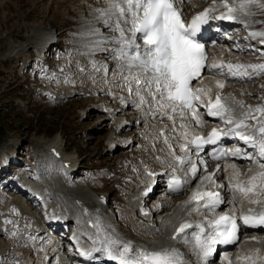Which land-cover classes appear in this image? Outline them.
<instances>
[{
  "label": "snow or ice",
  "instance_id": "6c2138e0",
  "mask_svg": "<svg viewBox=\"0 0 264 264\" xmlns=\"http://www.w3.org/2000/svg\"><path fill=\"white\" fill-rule=\"evenodd\" d=\"M256 2L257 0H232L230 4L229 0H221L220 6L227 9V12L219 19L234 20L235 11H244ZM215 7L214 2L210 8L194 16L189 24H185L182 11L175 0H108V6L97 11L108 17L104 20L105 26L118 35L95 41L93 48L107 52L108 59L117 61L112 79L119 78L121 83L113 86L134 95L137 99L132 103L137 108L147 105L150 111L154 110L153 115L158 113L160 118L172 121L167 131L176 135L167 136L162 129L159 136L163 137V143L167 145L173 163L180 167L185 178L181 181L179 176L174 175L170 187L175 191L193 180L198 181L188 203L195 202L191 211L203 208L206 212L203 223L195 225L189 221L180 223L171 239L177 243L191 244V252L197 257V264L201 261L203 264H209L210 257L216 251V245L236 242L240 228L238 219L244 226L264 227V211L252 214V209L249 208L246 214L242 212L239 217L228 213L215 214L216 209L225 201L219 191L211 189L223 188L225 185L216 182L214 179L216 172H208L207 161L199 157V152L204 150L205 145L216 144L221 137L235 136L245 144L257 148L258 156L264 159V106L253 108L244 105L242 101H235L241 111L234 118L233 109L227 98H222L217 93L213 101L210 96L211 88L192 86V81L200 76L207 59L204 45L197 42L195 37L201 25L208 22L209 13ZM251 35L264 37V32H254ZM138 40L142 43H138ZM106 43H112L114 47L102 48L101 45ZM92 65L97 72L108 76L109 67L106 63L92 61ZM211 67L217 68L219 65L213 63ZM227 68L233 76L247 74L238 71L244 68L243 65L228 64ZM255 68L264 71V65H257ZM216 86L223 89L224 84L217 80ZM203 97L208 99L204 101ZM120 99L123 101V97ZM202 105L207 107L208 116L221 117L225 125L233 127L227 131L213 128L207 135L192 133L190 125L185 121L191 119L197 126H203L206 122L199 111ZM257 113L261 115L258 116ZM177 120L180 121L179 124ZM250 121L255 123L252 124ZM178 129L182 131L178 132ZM170 139L185 141L177 145L179 151L184 153L183 156L175 154L173 145L169 143ZM193 150L196 159L189 154ZM240 154L239 148L220 150L218 154L212 153V159L219 160L224 156ZM244 155L248 156V153L245 152ZM248 158L252 159L250 156ZM198 165H203L202 170L207 173L206 175H197L201 171ZM259 169L246 183L229 181L234 199L238 194L247 199L249 204L260 203L258 199L251 198L253 195L264 194V163H259ZM172 171L175 173L177 167H172ZM216 171H220L219 164ZM209 213L213 214L214 218H209ZM193 228L191 233L186 232V229ZM94 251L102 253L108 261H116L118 264H189L184 259V253L176 247L150 251L134 247L131 242L110 237L104 240L101 248ZM84 254L91 255L88 252ZM240 259L237 257L238 262ZM228 264L232 262L229 260Z\"/></svg>",
  "mask_w": 264,
  "mask_h": 264
},
{
  "label": "bare ground",
  "instance_id": "6f19581e",
  "mask_svg": "<svg viewBox=\"0 0 264 264\" xmlns=\"http://www.w3.org/2000/svg\"><path fill=\"white\" fill-rule=\"evenodd\" d=\"M80 6H85L87 8L88 16L85 12V9H81L77 12L79 14V17L85 18L86 21H91V19L89 18H93V20L97 19L100 23L99 26H96L95 23L94 25L90 24V26L88 27L85 26L83 29H81L80 32L76 33V35L73 36L72 40L83 50L82 60H84V62H79V67L84 66V70L86 71V73L83 75L85 77L82 81V85L85 88L84 94H101L107 97L101 99L99 106L95 108L93 107V110L100 112L101 114L100 123L109 122L110 120L112 121L113 127L112 129L109 128L106 140L109 147V150L107 152L110 156H112L111 154H113V152L123 150L125 148V145L129 143V137L122 139L118 138L120 133H128L129 131L127 130L133 127L139 129L138 134L141 137L140 144L138 145V149L140 150V157L137 161V166L135 167V169H143L144 174L147 170L152 171L154 174H156L155 180H159L160 182H162V184L165 183L163 187L160 186L158 188V194L156 195V197L171 195L168 190L169 183H167V180L170 173L173 172V166L171 165L169 157V149L167 148V145L163 143V137L159 136V132L163 129L165 131V135L167 136H173L176 135V133H170L167 131V128L171 127V124L162 122L158 113V118L155 121H152L151 116L153 111L151 112L147 105H143L140 108H137L132 103L133 100L137 99L134 95H130L125 89L113 86L117 83H121V81L119 80V78H117L116 80L112 79L113 70L111 69L110 63L107 62V59H102L105 55L99 54L103 53V51L93 50L95 41L100 40L104 37H112L113 35H118L105 26L104 20L108 17L102 16L101 13L97 11L98 9L106 8L108 6V0H92L87 3H80ZM248 9L249 8H246L244 11H237V19H245L246 21L250 20ZM26 33L27 39L29 38L28 42L21 46L13 45V43L9 42L7 53L3 57L11 56L16 50L20 48L26 49L28 48V46H36L37 44L39 45L41 43V40L31 38L38 33L42 34L43 32L41 29L35 31H33L32 29H27ZM54 34L55 33H53L52 31L48 33V35H52L51 38L55 37ZM106 44H111V46H114L112 43ZM106 44L101 45V47L103 48ZM92 61L106 63L109 67L108 76H105L102 72H97L93 68ZM114 63L116 67L117 61L114 60ZM200 84H202V82ZM61 88L62 89L60 90V93L57 96L55 95V99L57 100L64 101L66 99L81 95L80 92L73 89L72 87H65L64 85H62ZM207 88L212 89V95L218 90L215 82L212 86H207L206 89ZM238 96V101H241V99H243L242 94L240 95L238 93ZM121 97H123V101L120 99ZM226 98L228 100V103L232 107L233 112H235L237 116L241 111L238 105L235 104V101L237 100H233L232 98H230V95H227ZM113 101L118 102L123 106H130L132 109H135L137 113L136 119L134 121H128V118L123 115L125 113V110L113 106ZM127 110H129V108H127ZM90 113L91 111L86 113L83 112V114L86 116V120H88ZM137 123H140V126L136 127ZM59 138V136H56L50 140H46L45 138H43L46 142H40V140L37 139V141L34 140L35 144L38 146L37 153L47 150H49L50 153V151H52L51 149L55 150L53 152V155L49 154L47 159L39 161L37 163L36 168L40 176V181H27L20 178L21 186L25 190H30L39 195L43 194L44 196L46 195V193L44 192L46 188V190L52 196V201H48L45 196V199L47 201L46 204H48V206L54 212H58L63 216L74 219L79 224V227H76L72 230V234L77 236L81 235L83 232L81 227L83 226L85 228L86 226L88 227L91 235L99 238L95 239L96 243L94 244V248H101L105 240V238L102 237L104 236L103 234L105 232L103 207L105 205H109V197H107L108 193L99 190V188L101 187V183H98L94 188H91L88 183L79 184L78 187H72L68 184L66 173L67 171L73 170L78 165L79 155L76 152H69L64 147L63 142ZM120 140L124 144L123 147L118 144ZM169 143L173 145L176 155H180L182 153L177 147L179 141H171L170 139ZM10 145H16V141L10 139ZM130 147L131 146H129L128 148ZM157 157H159V159H157ZM165 171L166 176L163 175V172ZM236 173L237 170H230L228 180L226 181L225 178L221 179L222 184L225 185L227 191L229 192V199L225 209L229 213H232V215H236L237 217H239L242 212L245 213V211H242L243 206L246 208V213L249 208L252 209V214L259 213L260 209H264L260 207V205L264 206V194L253 195L251 198L258 199L260 203L249 204L247 199L239 196L238 194L234 199L233 189L231 184H229L230 180H232L233 182L246 183L248 178L254 173L248 172L243 177H238ZM178 174H183V172L179 170ZM144 190L143 176L142 178H140L139 182H134V184L132 185V189H128L126 191L128 206L127 208L122 209L120 212L125 221V224L120 227L119 233L115 236V238L120 241L129 242L127 241V239L133 237L137 239V242H131L134 247V242L143 246H151L155 250H159L164 247H176L180 252L184 253V259L186 261H191L193 259L191 251H186L183 248L182 244L173 242L170 236L166 237L165 224L169 222L173 226H179V224L184 221L192 222L193 225L196 223H203L205 219L204 213L201 212L199 214H195L194 211H191L194 205L191 206L188 203V200H186V196L181 195L173 197L175 199H172L168 208L165 207V201L163 200V198H160L158 204L153 207L154 211H156V213L154 214L156 216V219L151 221H144L143 219H139L137 217V208L139 203L143 199L141 194L144 192ZM230 192L232 195L230 194ZM95 198H98L99 200H96ZM154 199L155 197H152V200ZM93 204L95 206L92 207ZM239 206H241V209H238ZM160 208L161 211L159 212ZM18 209H20L21 212V220L19 221V223L21 224L22 222V229L20 234L18 233V235L14 236L13 240L19 245L18 247L20 249H22L23 245L30 244L33 247L34 251L29 255H23V252L17 251L12 243L6 244L4 240H0V256L8 254V258L18 260V264H71L69 258L70 255H67L62 251L57 237L54 233H51L44 227L42 218L32 213L29 207L23 204V202H20ZM223 209L224 207L218 208L215 214L218 215ZM1 220L2 219L0 218V226H2ZM26 224H29L30 226L28 230H25L24 225ZM9 228L10 227H8V229L6 230H9ZM13 230L15 231V229ZM1 235L2 234L0 232V236ZM242 238L244 239V242L240 247L235 249L237 253L232 257H227V260L225 259V257H222L221 261L219 260V264H222V262L226 263L229 260H236L235 264H253V261H255V264H264L263 256L262 258H258L255 256V251L259 252L260 250H264V242L261 244V242L264 240L260 242H252V236H248L247 234H245ZM47 241L51 245H47V249H39V247L44 245ZM259 247H261L262 249H259ZM82 248L86 247L82 245ZM32 254H35V261H32ZM237 257L241 258L239 262L237 261ZM12 264H15V262ZM209 264H214V262L209 261Z\"/></svg>",
  "mask_w": 264,
  "mask_h": 264
},
{
  "label": "rangeland",
  "instance_id": "374dc122",
  "mask_svg": "<svg viewBox=\"0 0 264 264\" xmlns=\"http://www.w3.org/2000/svg\"><path fill=\"white\" fill-rule=\"evenodd\" d=\"M89 1L92 0H0V59L4 58L3 56L7 53L9 42L20 46L27 43V29L35 31L49 28L56 33H64L65 39L71 40L74 31L80 32L85 27V22L78 18L77 12L85 9L80 6V3ZM207 1L195 0L193 8L200 9ZM193 8L188 2V11L192 12ZM65 46L62 44L61 47L55 48L56 56L60 58L64 56L66 60L64 72L61 70L58 72L65 75L70 74V81L75 82L72 84L73 88L75 86L80 90L78 86L80 71L72 62L82 53L79 51L74 56L71 51L75 46ZM233 46L234 44L231 45V48ZM240 47L243 59L261 58L249 45L241 44ZM15 57L17 56H6L5 62L0 61V216L5 218L0 230L5 231L11 225L15 229L14 235L21 233L22 222L19 223L21 214L18 208L24 199L18 193L17 187L6 182L9 177H14L17 181L19 176L26 174L25 172L30 169L28 164H34V159L36 160L33 157V140L46 142L43 137L53 139V137L59 136L62 142L65 141L68 151L79 154L82 168L78 175L77 185L88 183L91 188H94L97 181L101 180L105 185L104 191L111 195V207L117 211L127 208L128 201L125 192L132 188L131 180L139 181L143 175L140 171L135 173L134 169L140 157V150L136 146L126 151H115L110 156L107 152L109 147L106 142L110 123H100L101 115L93 112L96 104H100L99 99L96 96H77L69 99L66 103L59 104L58 101L54 103L51 95L45 92L48 90L44 89L43 85L35 84L30 87L21 85L17 81L15 75L21 59ZM55 61L53 60V62ZM224 72L229 75L228 70ZM45 73L46 70L40 68L38 77L47 76ZM246 73L241 74L238 81L243 85L246 95L249 96L246 100L257 103L264 88V75L256 77L250 71ZM32 90L37 91L35 94H42L40 103L30 101V93L27 94L30 96L27 100L19 97V93ZM82 109L86 110H84L85 113L91 111L88 120L84 119L83 121L80 118ZM129 116L133 118L135 115L129 114ZM132 132L137 134L134 130ZM10 139L15 140L24 153L25 158L22 159L24 166L23 164L14 166L18 164H14L15 159L9 157L10 153L14 155L15 146L7 148L1 146L5 142L7 144ZM27 174H30L29 171ZM160 198L162 196H158L153 200L154 202L151 200V206L157 205V200ZM165 202L169 206L170 200L166 199ZM29 207L34 214L41 215L47 226H51L52 221L48 217V213L40 208L41 206L40 209ZM119 221H122L120 214ZM26 225H24L25 230H28L30 226ZM11 241L14 244L12 238H9L7 242ZM16 250L21 251L17 246ZM22 252L26 254L33 252V248L31 245H25ZM3 261H7V258H4Z\"/></svg>",
  "mask_w": 264,
  "mask_h": 264
}]
</instances>
